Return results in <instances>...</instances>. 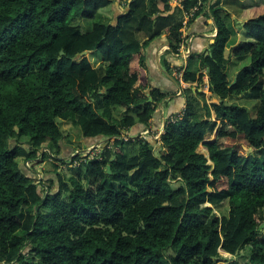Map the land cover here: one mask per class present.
I'll list each match as a JSON object with an SVG mask.
<instances>
[{"label": "trees", "instance_id": "1", "mask_svg": "<svg viewBox=\"0 0 264 264\" xmlns=\"http://www.w3.org/2000/svg\"><path fill=\"white\" fill-rule=\"evenodd\" d=\"M116 1L126 0H0V264H218L221 251L233 257L225 264H264V0L244 10L246 40L229 57L220 1H181L217 28L182 82L208 77L220 103L201 105L204 93L184 90L157 153L132 134L151 130L169 96L152 88L144 49L166 36L180 54L183 19L171 0H132L114 24L102 20ZM231 57L251 61L232 86ZM245 94L258 101L254 115L228 102ZM61 122L105 144L92 158L76 155L69 178L53 163L45 189L27 164L75 148Z\"/></svg>", "mask_w": 264, "mask_h": 264}, {"label": "crops", "instance_id": "2", "mask_svg": "<svg viewBox=\"0 0 264 264\" xmlns=\"http://www.w3.org/2000/svg\"><path fill=\"white\" fill-rule=\"evenodd\" d=\"M132 0H126L125 2H114L111 7L106 9L101 17L102 20L110 23H115L117 19L126 14L129 8V3ZM182 0H171V5L173 6L172 13L176 12L177 19H183L184 29H183V43L181 46L180 54L175 55L170 53V46L167 41L166 36H162L154 41H152L145 49L146 60L149 70V80L152 88L160 89L163 93H168L169 96L160 103L158 110L155 114V119L151 126V131L164 128V122L174 115L181 114L184 111L186 98L184 96V90L187 89V85L182 82V74L189 67L192 62V66L197 68L199 66L198 56L202 53L209 52L210 46L217 36V28L215 22L211 16L202 13L195 19L193 18V13L187 14L183 12V7L181 4ZM216 1V0H213ZM220 1V7L222 8V13L227 16L228 26L232 31L231 40L226 48L227 50L231 45L232 37L238 30L237 40L232 44V49L239 46L243 40L240 36L245 35V32L241 29L234 27L229 24L230 20L235 21L239 26L243 27V22L241 16L246 8L253 5L255 0H218ZM241 3L242 10L236 12ZM245 7V8H244ZM209 9V8H207ZM193 11V10H192ZM235 23V25H236ZM142 43L147 41L142 36ZM231 49V50H232ZM229 50V54L231 52ZM194 57V58H193ZM192 58L194 59L192 61ZM237 59V58H236ZM233 60L230 58L228 67L232 64ZM170 69V70H169ZM238 72L234 73L233 80L236 78ZM232 80V78H230ZM206 86L208 90V77H205ZM178 83V84H177ZM123 113L125 112V109ZM151 132L149 130L144 131L141 127H136L132 134H141L144 132ZM153 131V132H154ZM91 144V142H88ZM53 176V175H52Z\"/></svg>", "mask_w": 264, "mask_h": 264}, {"label": "rangeland", "instance_id": "3", "mask_svg": "<svg viewBox=\"0 0 264 264\" xmlns=\"http://www.w3.org/2000/svg\"><path fill=\"white\" fill-rule=\"evenodd\" d=\"M237 7H239L237 9L236 12H240V9L242 10V4L239 3L238 5H236ZM235 21L230 20L229 24L232 25L235 29V27L237 26V28L241 29L242 31H244V28L242 26H239V24L236 23L235 25ZM236 33L234 34V36L232 37V41H231V45L229 46V50L232 49V44L235 43L237 40H240L238 35V30H235ZM245 32V31H244ZM240 38H242V40H246V37L244 35L240 36ZM229 50H227V55L229 57ZM98 53V52H97ZM233 60L232 64L228 67L227 73L229 75V78L233 79L234 73L235 72H239L242 68L250 65V58L249 57H243V58H234L231 57ZM192 88L193 93H195L196 91L202 92L204 93V96H198L197 100L201 105H204L205 102L208 103V105H212L213 103H220V99L217 97H210V93L207 90V86H206V80H204L203 84H193L187 85V89L188 88ZM185 96V95H184ZM228 102H232L234 104H237L239 106H243L245 108L248 109V111L254 115L256 107L258 105V101L256 99H254L250 94H245L242 95L240 97L234 98V99H228ZM124 110H118V112L116 113L117 117H120L123 114ZM215 118L214 113H213V119ZM61 127L65 133V135L67 136V139H70L74 145L75 148L72 147L71 148H66L65 149V154L64 156H61L60 159L61 161H54L51 158H47L45 162L40 163L38 165H34V163H28V167L31 168L33 171H35V176L34 177H42L44 179L43 182V186L45 187V189H47V182L49 180V173H54L55 171L53 170V163L57 164L58 166V172L61 173L62 175H64V177L69 178L73 175V169L74 167H76L78 165L79 162L77 161H73L74 157L76 155H83V157H94L96 155H98V153L101 151V148L104 146L105 141L99 142V141H95V142H91L88 143V141L86 140H82L81 138V133L77 128L72 127V125L70 123H62L61 122ZM162 129H158V130H153L150 133L145 134L141 133L139 135V137H143L146 138L148 140H150L152 142V144H154V150L157 153V149L159 147V144L157 145V141L160 140V137L163 133V131H161ZM215 136H216V132L212 133V134H208L205 137V142H209V141H213L215 140ZM99 142V143H98ZM68 149V150H67ZM78 150V152H76V154H73V152L75 150ZM47 154L49 153L48 150L45 151ZM198 152L201 154H204L208 157V152L205 149V147L203 145H201L198 149ZM128 153L130 155H134L137 153V148H131ZM20 162L23 164V159L20 160ZM26 168V167H25ZM53 175V174H52ZM54 176V175H53ZM174 185L178 186V184L174 183ZM215 212L217 213L218 216H222L223 214H227L228 212V207L227 204H224L220 209L215 210ZM260 230L262 235H264V222L261 223L260 225ZM249 254L248 251H243L241 253V255L243 256H247ZM233 259V257L231 255H228L224 252L221 251V262H219L218 264H225L224 261L226 260H230ZM241 259V258H240ZM223 261V262H222Z\"/></svg>", "mask_w": 264, "mask_h": 264}, {"label": "water", "instance_id": "4", "mask_svg": "<svg viewBox=\"0 0 264 264\" xmlns=\"http://www.w3.org/2000/svg\"><path fill=\"white\" fill-rule=\"evenodd\" d=\"M61 54L63 55V52ZM85 55H87V52L82 53V56H85ZM235 83H236V78L233 80V83L231 84V86L234 85ZM165 126H166V122H164V127ZM216 135H217V130H216ZM215 138H216V136H215ZM245 151H249V149L245 147ZM108 173L109 174L111 173V168L110 167H108Z\"/></svg>", "mask_w": 264, "mask_h": 264}, {"label": "built area", "instance_id": "5", "mask_svg": "<svg viewBox=\"0 0 264 264\" xmlns=\"http://www.w3.org/2000/svg\"><path fill=\"white\" fill-rule=\"evenodd\" d=\"M197 9L195 8V9H193V11H192V13H195V11H196ZM147 133H149L148 131L147 132H145V134H147ZM90 158H92V157H90ZM28 166V165H27Z\"/></svg>", "mask_w": 264, "mask_h": 264}]
</instances>
